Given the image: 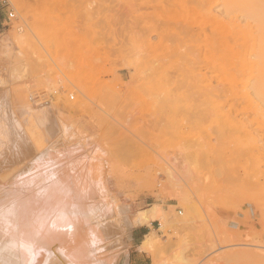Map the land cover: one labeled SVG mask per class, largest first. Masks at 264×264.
<instances>
[{"label":"rangeland","instance_id":"374dc122","mask_svg":"<svg viewBox=\"0 0 264 264\" xmlns=\"http://www.w3.org/2000/svg\"><path fill=\"white\" fill-rule=\"evenodd\" d=\"M45 151L164 217L101 227L115 264L143 226L148 264H264V0H0L1 200Z\"/></svg>","mask_w":264,"mask_h":264},{"label":"bare ground","instance_id":"6f19581e","mask_svg":"<svg viewBox=\"0 0 264 264\" xmlns=\"http://www.w3.org/2000/svg\"><path fill=\"white\" fill-rule=\"evenodd\" d=\"M8 126L7 128L10 127ZM12 145L14 146V142ZM18 149H16L18 151V159L16 162L24 156L21 153L23 152L21 148ZM15 155H13L14 158H16ZM39 155L51 157L50 160L48 159L50 161L49 164L47 163L48 161L46 162L48 166L45 164V167L47 166L48 169L44 168L46 169L45 173H48V171L49 173L51 172L49 180L43 181L44 183L42 182L43 184L41 183L39 185L40 189L38 191L34 188H28V191L24 192L21 197L20 194L18 196L13 195L8 201L1 200L0 198V264H115L114 255L111 253L102 255L101 251L105 246V243H103L105 234L100 233L102 232L100 228L110 220L114 217L116 219L123 212L124 215H127L128 226L147 225L154 218L160 220L159 225L161 227L164 226V217L159 213L155 205L142 209L137 215L131 218L129 216V207L126 204H122L117 195L111 196L107 188L99 184L100 181L97 182L98 180L94 173H91V177L94 175V178H91V174L89 175L88 173L84 175L83 172L80 176H78L79 174L76 175L77 177L74 180L70 179L71 174L69 177L67 175L57 176L55 173L53 174L54 169L65 164L69 165L64 168H72L71 163L65 161V157H63L65 153L64 155L62 154L63 156H57L56 154L52 155L45 151L38 153ZM1 158L0 156V161ZM90 164H87L86 170L91 169L92 165ZM7 165L10 166V164ZM24 167L23 169L25 171L26 169ZM77 168L81 169L78 165ZM6 169H3L0 162V173L4 177L8 174L6 173L8 171H5ZM32 169L33 175L35 169ZM26 171L25 173L29 175ZM40 172L43 173L42 171ZM40 172L34 173L35 176L39 174V180L43 177ZM56 174H60L58 170ZM40 175L42 177L39 178ZM33 179L37 178L35 177ZM20 188L15 189L19 191ZM126 228L121 224H117L115 230L109 233L111 235L110 240H112L111 246L114 245L115 247L118 244V239ZM155 243L156 236L153 231H150L145 236L140 248L144 251L152 250Z\"/></svg>","mask_w":264,"mask_h":264},{"label":"crops","instance_id":"0c3cea01","mask_svg":"<svg viewBox=\"0 0 264 264\" xmlns=\"http://www.w3.org/2000/svg\"><path fill=\"white\" fill-rule=\"evenodd\" d=\"M150 230L147 227H135L130 233V243L133 247L130 248L129 253L124 258L122 264H148L149 256L146 251L140 248L145 236L149 234Z\"/></svg>","mask_w":264,"mask_h":264},{"label":"built area","instance_id":"2783aa9c","mask_svg":"<svg viewBox=\"0 0 264 264\" xmlns=\"http://www.w3.org/2000/svg\"><path fill=\"white\" fill-rule=\"evenodd\" d=\"M13 13H9V17H12ZM70 98H73V95H70Z\"/></svg>","mask_w":264,"mask_h":264}]
</instances>
